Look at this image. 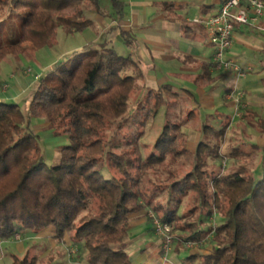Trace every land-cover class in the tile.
I'll use <instances>...</instances> for the list:
<instances>
[{
  "label": "trees",
  "instance_id": "obj_1",
  "mask_svg": "<svg viewBox=\"0 0 264 264\" xmlns=\"http://www.w3.org/2000/svg\"><path fill=\"white\" fill-rule=\"evenodd\" d=\"M99 3L0 0V62L9 55L36 56L57 42L60 28L83 33L94 25L85 7ZM111 5L117 20H125V0ZM113 29L136 47L131 30L120 23ZM70 60L38 77L26 110L0 100V243L53 227L58 241L68 236L84 251L86 264H135L128 251L131 219L152 211L162 223L175 225L174 238L202 244L211 237L210 252L190 255L182 264H264V176L256 178L246 164L226 173L209 167L222 156L230 121L220 127L205 121L191 151L183 131L188 118L167 119L150 147L141 141L145 125L171 102L167 94L178 96L174 88L149 91L147 98L157 105L133 131L128 117L137 79L122 73L130 58L103 42ZM39 118L69 140L52 164L34 128ZM255 123L264 133V119ZM251 147L262 151L264 160V145ZM184 156L191 168L182 171ZM229 156L238 160L250 154L238 146ZM216 213L223 220L215 225Z\"/></svg>",
  "mask_w": 264,
  "mask_h": 264
},
{
  "label": "rangeland",
  "instance_id": "obj_2",
  "mask_svg": "<svg viewBox=\"0 0 264 264\" xmlns=\"http://www.w3.org/2000/svg\"><path fill=\"white\" fill-rule=\"evenodd\" d=\"M125 1L128 2L129 0ZM101 4L103 7L102 16H97L96 23L83 33L76 32L70 34L60 28L56 38L57 42L53 46H47L41 49L36 53V56L35 54L20 55L18 57L9 55L1 61L0 100L17 102L23 110H26L41 72L48 71L53 65H57L60 61L61 65L65 62L68 63L70 59V62L78 60L80 54L85 50L83 45L89 46L107 42L108 45L115 48L119 54L130 58L129 64L122 73L133 75L137 79V90L132 96L130 115L128 117L129 129L134 131L137 125L136 121L139 120L140 117L142 118L147 112L153 111L156 107V99H148L147 94L149 91L157 89L151 88L148 84L147 63L144 64L143 61L139 60L137 50L131 51L132 47L128 46L121 36H119L118 32L113 29L114 26L118 25L119 21L112 12L113 7L111 5V0H102ZM85 8L87 10V16L93 17L92 14L94 11L92 10L94 9V5L90 4ZM145 19L148 21V13ZM143 54L144 59L147 60V55L145 53ZM160 88L161 87H159V89ZM232 89L227 93V98L231 101L233 100L229 96ZM240 89L243 88L240 87ZM8 95L14 96L17 99L14 98V100H11L7 98L9 97ZM166 96L171 102L161 106L158 114L150 118L147 122L145 125V135L141 139L142 143L150 145V147L153 146L167 119L182 121L188 118L184 124L183 131L188 138L189 148L191 151H195L197 144L202 138L203 124L195 111H192L193 113L191 114L187 112V107L191 104V97L188 94H184L185 100L181 102V100H178L177 96L175 97L171 94H167ZM245 97L246 92L243 98L246 107L242 109L240 116L236 115V111H234L235 106L232 109L223 108L221 110L222 114H224L223 121L214 119V117L217 118L216 111H208L213 117L208 116L206 111L202 113V117L207 119L206 122L214 125H221L227 122L233 114V118L236 121L235 123L233 122V126L232 124L228 126L225 137L222 139L220 150L222 156L216 161L211 162L209 167H214L217 171L219 170L221 173H226L239 165L246 164L249 169H251L250 172L259 179L264 176L263 152L253 149L251 144L254 143L263 146L264 133L260 132L256 123L251 125L246 119L245 121L242 119L245 117V112L248 109ZM142 109L144 114H142ZM240 119L243 121L237 122ZM34 128L41 136V143L45 151L46 161L48 164H52L59 158L60 147L69 140L62 135L55 134L49 129L46 118L37 119ZM121 137L122 136L119 138ZM238 146L240 149L247 151L250 156L241 157L238 160L231 158L229 153ZM150 147L147 149V153L151 152ZM179 165L182 171L191 168L190 160L186 156L180 158ZM189 202L190 200L188 199L186 205ZM146 218L149 221L146 231L143 230L139 232L134 229L130 233V237L134 240H137L140 236V238L143 239V241H140L138 244L129 243L128 251L135 264H152L158 260L182 264L184 258L196 253H208L213 248L211 237L202 244L184 242L178 238H174L175 235L178 234L175 231L173 232V229H175L174 224V228L171 230L166 228L158 230L150 211L146 212ZM221 220H223L222 217L219 213H216L212 222L216 225L221 222ZM40 233L41 232L36 234L32 233L27 237H25L26 235H20V237L16 236L11 239V241H5L2 244L4 250L0 257V264H13L15 260H17L18 264H86L84 251L80 249L79 246H74L68 241L67 244H65L57 239L50 241L46 237L40 236ZM168 237L172 238V242H167ZM154 256L158 258L155 260L153 259ZM34 259L35 263H32Z\"/></svg>",
  "mask_w": 264,
  "mask_h": 264
},
{
  "label": "crops",
  "instance_id": "obj_3",
  "mask_svg": "<svg viewBox=\"0 0 264 264\" xmlns=\"http://www.w3.org/2000/svg\"><path fill=\"white\" fill-rule=\"evenodd\" d=\"M222 2L223 0H129L126 2V19L119 22L122 28L132 30L137 38V45L131 51L137 50L139 60L147 63L149 86L159 89L164 85H171L181 102L185 100L184 94H188L192 100L187 112L195 111L203 125L207 120L202 117L203 112L211 115L208 111H216L217 118L214 119L223 121L224 114L221 110L234 108V102L227 98V93L235 85V77L215 68L209 33L203 25L193 22L194 17L199 14L209 16L218 13ZM101 3L102 0L98 6H94L93 17L89 16L94 23L97 16H102ZM147 13L148 21L145 19ZM143 53L147 55V60ZM230 54L248 70L247 76L239 82V86L246 92L248 106L242 119L254 125V121L264 119V15L255 26H237ZM7 98L14 100L16 97ZM233 117L234 114L228 120L232 126L236 122ZM242 119L237 122L243 121ZM146 212L132 216L130 233L134 229L139 232L147 230L149 221ZM31 234L23 235L27 237ZM55 235L53 227L40 233V236L50 241L56 239ZM140 237L137 240L130 237L129 243L138 244L143 241ZM67 241L72 244L68 236L63 243L67 244ZM4 242L0 243V257ZM157 258L154 256L153 259Z\"/></svg>",
  "mask_w": 264,
  "mask_h": 264
},
{
  "label": "built area",
  "instance_id": "obj_4",
  "mask_svg": "<svg viewBox=\"0 0 264 264\" xmlns=\"http://www.w3.org/2000/svg\"><path fill=\"white\" fill-rule=\"evenodd\" d=\"M264 15V0H223L218 13L205 16L197 15L193 22L203 25L209 33V42L213 47V62L217 70L230 73L235 77L230 98L234 102L236 115L240 116L246 107L243 102L245 92L240 89L239 82L248 74L238 61L230 54L234 43L235 31L238 25H257ZM158 230L162 228L173 229V224H164L151 211ZM168 237L167 242H172Z\"/></svg>",
  "mask_w": 264,
  "mask_h": 264
}]
</instances>
